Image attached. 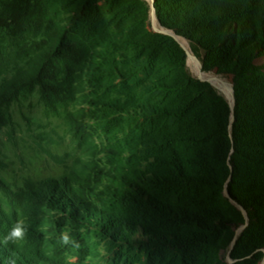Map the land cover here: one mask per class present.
Listing matches in <instances>:
<instances>
[{
	"label": "trees",
	"instance_id": "trees-1",
	"mask_svg": "<svg viewBox=\"0 0 264 264\" xmlns=\"http://www.w3.org/2000/svg\"><path fill=\"white\" fill-rule=\"evenodd\" d=\"M135 1L0 0V120L37 93L79 128L136 138L126 166L108 147L111 168L17 190L0 181V264H214L243 224L223 205L229 177L250 253L264 250V0H153L162 27L203 49L206 71L233 76V123L230 102ZM88 238L114 255L92 259Z\"/></svg>",
	"mask_w": 264,
	"mask_h": 264
},
{
	"label": "rangeland",
	"instance_id": "rangeland-1",
	"mask_svg": "<svg viewBox=\"0 0 264 264\" xmlns=\"http://www.w3.org/2000/svg\"><path fill=\"white\" fill-rule=\"evenodd\" d=\"M142 2H146L149 7L146 20L148 30L152 33L176 36L162 27L158 18H153L152 0L135 1L133 6L136 11H143ZM102 4L106 11H109L106 3ZM163 29L167 33H163ZM176 37V41L187 53V68L194 78L201 80V75L196 72L192 59L199 65L204 78H208L206 75H211L231 87L234 86L233 76L217 74L215 71H206L203 68L204 52L201 47L182 37L186 41L187 45H185L180 40V36ZM259 62H263V59ZM9 74L0 75V84ZM210 84L228 101L232 99L231 90L226 93L214 84ZM10 115V123L6 124L0 120V181H4L12 190L23 187L29 180L38 182L47 178H61L70 176L72 172L88 171L93 166L111 168L113 164L102 152L103 148L115 147L124 151L123 157L116 163L126 166L129 160L127 155L129 145L136 140V138H127L120 134L114 142L88 119L84 121L82 128H79L66 119L64 110L57 115L48 112L37 93L27 100L13 103ZM233 185L232 177H229L221 189V198L226 211L235 219L240 218L241 215L243 224L232 226L231 238L220 241L223 246L219 248L214 264H264V250L250 253L249 237L245 231L249 226V217L235 201L234 194L237 193V189ZM87 241L92 259L103 260L114 255L111 247L105 243L98 244L90 238ZM66 247L64 255L71 262L74 258L72 248L70 245ZM233 254L242 256L237 257ZM255 256H262L263 259L258 260V257L255 259Z\"/></svg>",
	"mask_w": 264,
	"mask_h": 264
},
{
	"label": "water",
	"instance_id": "water-1",
	"mask_svg": "<svg viewBox=\"0 0 264 264\" xmlns=\"http://www.w3.org/2000/svg\"><path fill=\"white\" fill-rule=\"evenodd\" d=\"M152 6H153V10H154V16H153V18L157 19L156 11H155V8H154V1L153 0H152ZM162 32L163 33H167L166 31H164V29L162 30ZM175 38H177V37L175 36ZM200 79L203 80V81L210 82L212 84H214V81L219 80L218 78H215V77H213V78L212 77L211 78H204L202 75L200 76ZM221 85L223 87H225L226 89L231 90V92H232V99L229 100V102H230V105L232 107L231 121L233 123L234 120H235V104H236V99H235V94H234V88L231 87L230 85H228L227 83H225L224 81L221 82Z\"/></svg>",
	"mask_w": 264,
	"mask_h": 264
},
{
	"label": "bare ground",
	"instance_id": "bare-ground-1",
	"mask_svg": "<svg viewBox=\"0 0 264 264\" xmlns=\"http://www.w3.org/2000/svg\"><path fill=\"white\" fill-rule=\"evenodd\" d=\"M180 40L185 44V45H187L186 44V41L182 38V37H180ZM192 61H193V65H194V68H195V70H196V72L199 74V75H202V76H204L203 74H201V71H200V68H199V65L192 59ZM206 77H208V78H213V76H207L206 75ZM221 80L219 79V80H216V81H214V85L217 87V88H220V89H222V91H224V92H226V93H228L229 92V89H226L225 87H223L222 85H221Z\"/></svg>",
	"mask_w": 264,
	"mask_h": 264
},
{
	"label": "clouds",
	"instance_id": "clouds-1",
	"mask_svg": "<svg viewBox=\"0 0 264 264\" xmlns=\"http://www.w3.org/2000/svg\"><path fill=\"white\" fill-rule=\"evenodd\" d=\"M14 237L19 238L20 237V230L19 229H13V234Z\"/></svg>",
	"mask_w": 264,
	"mask_h": 264
}]
</instances>
